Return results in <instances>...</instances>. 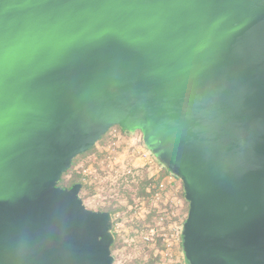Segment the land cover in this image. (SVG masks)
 <instances>
[{
	"label": "water",
	"instance_id": "water-1",
	"mask_svg": "<svg viewBox=\"0 0 264 264\" xmlns=\"http://www.w3.org/2000/svg\"><path fill=\"white\" fill-rule=\"evenodd\" d=\"M114 127L181 180L189 264H264V0H0V264H114L58 186Z\"/></svg>",
	"mask_w": 264,
	"mask_h": 264
},
{
	"label": "rangeland",
	"instance_id": "rangeland-1",
	"mask_svg": "<svg viewBox=\"0 0 264 264\" xmlns=\"http://www.w3.org/2000/svg\"><path fill=\"white\" fill-rule=\"evenodd\" d=\"M163 171L141 132L123 133L114 127L94 150L79 156L66 176V181L75 174L81 177L80 197L87 209L119 210L114 264H186L181 235L189 203L181 180L167 175L153 197L140 194L141 186L150 179L157 181Z\"/></svg>",
	"mask_w": 264,
	"mask_h": 264
},
{
	"label": "trees",
	"instance_id": "trees-1",
	"mask_svg": "<svg viewBox=\"0 0 264 264\" xmlns=\"http://www.w3.org/2000/svg\"><path fill=\"white\" fill-rule=\"evenodd\" d=\"M119 130L123 133H127L123 130H121L119 128ZM95 148V147H94ZM94 148H92L91 150H89L88 152H86L85 154L83 155H86L87 153H89L90 151L94 150ZM81 156V155H80ZM78 157H76L73 161V166L72 168L67 171L65 174H63L58 186L60 187H63V188H71L73 185L77 184V183H80L81 182V177L79 175H73L72 178L69 180V181H66V176L73 171V169L75 168L76 164H77V161H78ZM161 164V163H160ZM162 165V164H161ZM163 166V165H162ZM163 173L160 175V177L158 178L157 181H155L154 179H150V180H147L142 186H141V189H140V194L142 196H146V197H153L156 193H157V189H156V186L158 187L159 186V183L163 180V178L167 175H171V173L163 166ZM155 186V187H154ZM149 189V192H147V190ZM183 196H184V192H183ZM103 211H106V212H110L112 215H113V218H114V236H115V242L114 244L112 245L111 247V250L112 252L118 248L119 246V240H118V236L116 234V225H117V220L115 219L117 213L119 212L118 209L116 208H113V207H108L106 209H104ZM187 219V218H186ZM186 221V220H185ZM184 221V222H185ZM181 239H182V242H183V237L181 235ZM183 244V243H182ZM182 250H183V246H182ZM183 253H184V250H183ZM185 257V255H184ZM185 262L186 264H189L188 261L186 260L185 258Z\"/></svg>",
	"mask_w": 264,
	"mask_h": 264
},
{
	"label": "built area",
	"instance_id": "built-area-1",
	"mask_svg": "<svg viewBox=\"0 0 264 264\" xmlns=\"http://www.w3.org/2000/svg\"><path fill=\"white\" fill-rule=\"evenodd\" d=\"M170 176H173V177H174V175H170ZM164 185H165L164 183H161V184H160V187L163 188Z\"/></svg>",
	"mask_w": 264,
	"mask_h": 264
}]
</instances>
